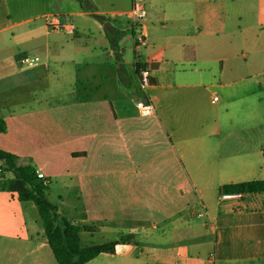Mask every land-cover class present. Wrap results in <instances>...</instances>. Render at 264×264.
<instances>
[{"label": "crops", "instance_id": "obj_1", "mask_svg": "<svg viewBox=\"0 0 264 264\" xmlns=\"http://www.w3.org/2000/svg\"><path fill=\"white\" fill-rule=\"evenodd\" d=\"M183 1L146 2L147 41L131 59L122 41H135L133 0L96 5L126 31L118 62L104 25L79 0H0V147L47 178L69 179L81 206L58 213L88 227L83 246L117 242L87 264H264L263 195L221 198L220 190L264 179V0H190L188 11ZM47 15L75 32L50 28ZM24 54L36 65H19ZM136 61L157 64L145 89ZM65 67L72 100L32 91ZM13 91L11 102H43L11 109ZM140 100L155 113L141 115ZM0 264H58L36 204L2 189Z\"/></svg>", "mask_w": 264, "mask_h": 264}, {"label": "trees", "instance_id": "obj_2", "mask_svg": "<svg viewBox=\"0 0 264 264\" xmlns=\"http://www.w3.org/2000/svg\"><path fill=\"white\" fill-rule=\"evenodd\" d=\"M79 1L83 9L93 12V16L104 25L111 47L116 51L118 62H121L123 54L119 50V41L126 35V31L115 27L106 16L96 13L93 0ZM156 66V63L135 62L136 72L139 76L143 67L153 70ZM150 82L153 83L152 77ZM124 84L127 86L126 83ZM0 131H7L6 121L3 118H0ZM18 158V155L0 147V159L5 161L6 170L10 172V176H4L1 169L0 189L9 191L18 201L36 204L40 220L58 264H87L100 253H115L117 242L83 246L81 232L88 227L72 223L60 215L57 206L47 197L50 188L49 180L39 177L34 166L19 165ZM220 190L221 193L241 195L261 193L264 197V179L229 183L223 185Z\"/></svg>", "mask_w": 264, "mask_h": 264}, {"label": "rangeland", "instance_id": "obj_3", "mask_svg": "<svg viewBox=\"0 0 264 264\" xmlns=\"http://www.w3.org/2000/svg\"><path fill=\"white\" fill-rule=\"evenodd\" d=\"M124 1L125 5L127 3L130 2V0H93V3L95 5H100L102 8L105 9H111L113 8V5H117V2H120L119 6H124L122 5V2ZM148 1H152V0H146V2ZM171 1V0H168ZM190 0H184L183 3L181 4V7L179 10H186L188 11L190 8L189 5ZM123 8V7H122ZM174 4H171V8L170 10H174ZM230 12H231V7H230ZM232 14V13H230ZM122 45L123 48L126 50L125 54L126 57L128 59H131L133 57V49L135 46V41L132 37H126L123 41H122ZM68 68L65 67V74H63V77H60V79L58 80H52V81H48L47 86L45 87H37L39 89H37L36 87L32 89L33 92L37 91L39 92V94L44 97V100H48L52 103H57V102H65L68 100H72L74 98V92H71L70 86L67 87V83L69 82V78H70V73H68ZM109 80H103L101 78H97L96 80H94V84L96 83H103V84H108ZM110 90H108V88L103 87L101 88L98 92L99 93H107ZM23 97H25V95H23ZM12 98H17V91H13L12 94L9 95L8 99V107L11 109L16 108L17 106H26V105H30V106H40L41 103L43 102L41 101L42 98H37V99H30L29 101H27L25 99V101H23L22 103L18 102V101H14L11 102ZM21 104V105H20ZM2 175L4 176H10V172L8 170H6V167L2 168ZM49 180V190L47 192V197L48 199L55 204L56 206H58L59 208L62 209V213L64 215H68L71 212H74V215L78 214L79 211V200L77 199V193L74 189V187L72 186L71 188L69 187L68 184H70V181L68 178H59V177H52V178H47ZM193 209L192 212L195 213L196 217V221H204L205 217L203 216H199L198 213L200 211L204 212L205 214V209H203L200 205H197L196 203L193 204ZM198 232V231H197ZM209 237L214 238L215 235L211 234L210 232L208 233ZM129 238V237H128ZM132 238V237H131ZM90 239H84L83 240V244H86ZM95 242L96 240H100V236H96L95 237ZM202 249H204L202 247Z\"/></svg>", "mask_w": 264, "mask_h": 264}, {"label": "built area", "instance_id": "obj_4", "mask_svg": "<svg viewBox=\"0 0 264 264\" xmlns=\"http://www.w3.org/2000/svg\"><path fill=\"white\" fill-rule=\"evenodd\" d=\"M130 13L133 15V17L136 20L132 25V29L134 31L136 46L140 47L142 45H145L147 41V35L144 31V23H143L145 18L148 16L146 0H133V6L130 10ZM45 18H46L47 25L54 30H60V31H65L69 33L75 32L74 25L71 23H62L59 15H47ZM18 63L22 67H32L36 65L37 62L34 57L24 54L19 58ZM150 78H151V69L148 67H143L140 71V80H141L142 87L144 89L151 85ZM218 98H219L218 96H214V101L218 100ZM137 105H138L140 114L143 116H150L155 113V106L153 102L151 101L140 100L137 102ZM0 171H1V168H0ZM37 173L39 177L44 178V179L47 178L43 172L37 171ZM235 195H240V194L222 193L221 198L223 197L231 198ZM198 215L203 216L204 212L200 211Z\"/></svg>", "mask_w": 264, "mask_h": 264}]
</instances>
